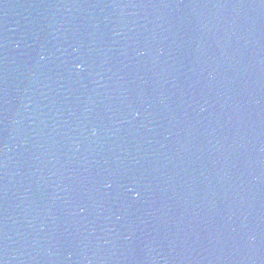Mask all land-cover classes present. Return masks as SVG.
<instances>
[{
    "label": "water",
    "instance_id": "obj_1",
    "mask_svg": "<svg viewBox=\"0 0 264 264\" xmlns=\"http://www.w3.org/2000/svg\"><path fill=\"white\" fill-rule=\"evenodd\" d=\"M0 264H264V0H0Z\"/></svg>",
    "mask_w": 264,
    "mask_h": 264
}]
</instances>
